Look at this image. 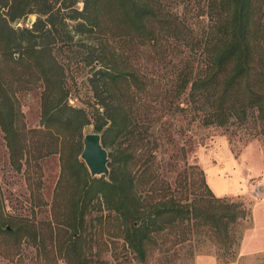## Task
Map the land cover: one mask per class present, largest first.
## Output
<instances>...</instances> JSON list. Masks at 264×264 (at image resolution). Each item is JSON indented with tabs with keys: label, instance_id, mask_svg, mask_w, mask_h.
Returning <instances> with one entry per match:
<instances>
[{
	"label": "rangeland",
	"instance_id": "rangeland-1",
	"mask_svg": "<svg viewBox=\"0 0 264 264\" xmlns=\"http://www.w3.org/2000/svg\"><path fill=\"white\" fill-rule=\"evenodd\" d=\"M164 3L181 17L184 37L176 43L160 36L157 46L139 41L123 44L126 62L137 69L141 78L139 87L131 84L125 90L132 117L139 124L136 135L125 145L130 143L143 156L134 168L139 178L137 190L144 198L165 193L178 202L190 203L206 194L200 170L214 195L223 200L217 206L245 209L248 219L231 222L227 241H221L222 234L211 225L192 227L193 221L155 232L146 260L141 261L126 244L117 215L95 202L84 218L82 248L77 249L86 254L89 264H264V125L255 111L245 119L232 117L226 125H208L203 112L191 111L190 86L175 98L169 96L190 49L201 51L197 43L206 35L208 19L203 12L205 0ZM76 6L82 8V0ZM36 18L31 14L26 22L31 25ZM22 23L23 19L12 25ZM78 41L76 38L70 48L59 51L57 58L66 67V86L71 88L69 103L91 113L95 102L89 79L92 68L86 64V54L79 52L87 46ZM7 71V78L15 80L26 137L32 146L31 153L25 151L18 169L0 126V212L15 225L23 222L27 228L36 227L37 235H1L0 264H67L60 247L73 233L68 225L76 188L72 173L76 171L75 176L82 182L83 178H93L81 157L83 139L80 143L73 132L63 134L43 127L44 84L35 71L24 70L29 82L21 81L20 69L13 74ZM171 104L173 109L169 108ZM177 105L184 110L173 112ZM36 129L42 132L36 133ZM90 132H96L93 123L84 126L83 136ZM137 138L143 139L136 144ZM51 141L58 151L47 154ZM104 147L109 154L113 151L110 145ZM152 153L156 157L147 166L144 163Z\"/></svg>",
	"mask_w": 264,
	"mask_h": 264
},
{
	"label": "trees",
	"instance_id": "trees-1",
	"mask_svg": "<svg viewBox=\"0 0 264 264\" xmlns=\"http://www.w3.org/2000/svg\"><path fill=\"white\" fill-rule=\"evenodd\" d=\"M78 1L0 0V126L13 164L22 167L21 160L25 151L31 153L32 143L26 137L15 80L7 78L8 69L10 74L20 69L22 82H29L25 69L35 71L43 82L41 120L48 131L73 132L82 143L84 126L93 123L103 145L113 147L108 178H83L82 182L76 171L72 173L76 188L68 225L73 233L60 247L65 261L89 264L86 254L77 248H82L84 218L95 202L117 215L126 244L141 261L146 260L155 232L186 221H193L192 227L211 225L222 234L221 241L229 240L231 222L248 219L245 209L218 207L223 200L214 195L199 167L194 169L199 170L206 194L192 202L183 204L165 193L142 197L134 168L143 156L130 143L125 145L139 128L125 90L131 84L139 87L141 78L126 62L123 44L139 41L157 46L160 36L177 43L184 37L181 17L165 0H82V8L76 6ZM203 12L208 21L206 35L197 43L201 51L192 47L186 63L178 65L176 88L169 96L175 98L190 86L191 111L203 112L208 125H226L230 118L245 119L253 111L264 125V0H205ZM31 14L37 18L30 25L26 19ZM22 19L21 25H12ZM76 38L87 46L79 52L86 54V64L92 68L89 79L95 102L91 113L69 103L66 67L57 58ZM181 110L184 107L177 105L173 112ZM57 151L52 141L46 147L47 154ZM155 157L148 155L144 164L148 166ZM51 233L53 239L55 233ZM1 235L20 238L37 233L36 227L27 228L23 222L15 225L0 212Z\"/></svg>",
	"mask_w": 264,
	"mask_h": 264
},
{
	"label": "water",
	"instance_id": "water-1",
	"mask_svg": "<svg viewBox=\"0 0 264 264\" xmlns=\"http://www.w3.org/2000/svg\"><path fill=\"white\" fill-rule=\"evenodd\" d=\"M84 148L81 154L82 160L87 166L93 178L110 175L108 164L109 152L102 143V135L98 132L87 133L83 138Z\"/></svg>",
	"mask_w": 264,
	"mask_h": 264
}]
</instances>
